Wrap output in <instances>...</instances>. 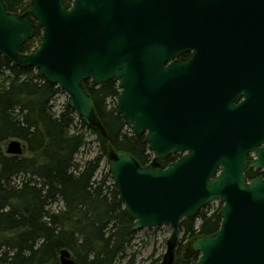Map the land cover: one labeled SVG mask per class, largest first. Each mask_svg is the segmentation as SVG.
<instances>
[{"label": "water", "instance_id": "water-1", "mask_svg": "<svg viewBox=\"0 0 264 264\" xmlns=\"http://www.w3.org/2000/svg\"><path fill=\"white\" fill-rule=\"evenodd\" d=\"M30 1L31 10L18 14L0 0V55L19 68L41 70L82 121L103 134L83 81L116 80L118 114L133 135L147 136L154 155L149 166L124 151L108 157L134 230L170 226L173 254L181 221L221 201L218 232L191 242L199 254L194 264H264V178L245 176L249 165L264 169V0ZM37 25L40 47L21 54ZM186 53L189 61H180ZM248 75L261 83L256 115L250 99L234 108L232 100L209 98L211 85ZM237 110L259 121H226ZM24 151L15 139L6 148L8 156ZM251 153L256 159L249 164ZM176 154L184 156L164 167ZM59 263L77 264L67 249Z\"/></svg>", "mask_w": 264, "mask_h": 264}, {"label": "trees", "instance_id": "trees-1", "mask_svg": "<svg viewBox=\"0 0 264 264\" xmlns=\"http://www.w3.org/2000/svg\"><path fill=\"white\" fill-rule=\"evenodd\" d=\"M73 0H65L71 6ZM9 12L31 10L30 0H4ZM42 42L37 25L33 39L21 54H33ZM187 62L190 54L180 56ZM0 264H60V251L67 249L77 264H117L135 238L134 220L124 210L117 186L109 172H98L112 152L124 151L147 166L152 160L147 136L133 135L117 112L120 95L116 80L95 86L83 85L91 95L105 134L86 125L65 104L60 114L53 101L62 93L38 69H22L0 55ZM81 128L96 136L98 154L80 165L76 156L88 144ZM74 130V131H73ZM21 141L22 156H8L3 145ZM167 158L165 165L176 160ZM257 174L248 171L247 177ZM21 180L17 183L16 179ZM61 203L58 211L54 204ZM199 221V224H198ZM222 223L220 211L198 212L180 223L183 239L176 248L174 264H194L198 253L183 255L184 242L211 236ZM130 260L129 264H133Z\"/></svg>", "mask_w": 264, "mask_h": 264}, {"label": "rangeland", "instance_id": "rangeland-1", "mask_svg": "<svg viewBox=\"0 0 264 264\" xmlns=\"http://www.w3.org/2000/svg\"><path fill=\"white\" fill-rule=\"evenodd\" d=\"M6 77H8V73H6L5 76H3L0 79V83L3 84L4 79ZM67 102H68V95L65 92H62L55 98V100L52 103L53 112L56 115L60 114L61 110L63 109L64 105L67 104ZM75 122L77 123L76 130L84 134L88 142L87 146L83 148L81 152L76 156V163L82 165L86 161L93 159L94 157L97 156L98 148H97L96 136L88 129L81 128L78 117L75 118ZM127 129L130 130L128 126ZM10 141H8L6 144L3 145L4 152H6L7 145ZM151 154L153 159L154 155L153 153ZM173 156H168L167 158ZM166 159L163 160L162 163L164 167L171 164L169 163L168 165H165ZM151 162L147 166H149ZM106 172H109L108 158L107 160H104L102 162L101 168L98 172V178L100 179V177ZM20 180L21 179L18 178L16 179V182L18 183ZM223 205L224 204L221 201H213L199 212L205 211L207 213L208 212L213 213L215 211H220L221 213ZM61 207L62 204L57 203L52 206V210L58 211ZM171 232H172V228L168 225H161L153 228H145L137 231L134 240L127 249L126 254L121 260L117 262V264H129L131 259L134 260L133 264H174L177 257L176 250L173 252V254H171L168 250V242H167L168 238L171 235ZM182 239H183V233L180 232L178 243H180ZM191 242L192 239H187L184 242V249L182 250L183 255L189 256L191 253H195L191 249Z\"/></svg>", "mask_w": 264, "mask_h": 264}, {"label": "flooded vegetation", "instance_id": "flooded-vegetation-1", "mask_svg": "<svg viewBox=\"0 0 264 264\" xmlns=\"http://www.w3.org/2000/svg\"><path fill=\"white\" fill-rule=\"evenodd\" d=\"M198 23V22H195ZM190 54V53H188ZM190 54V58H191ZM214 78L211 77L210 80H213ZM239 79V78H238ZM215 80V79H214ZM260 79L255 75H248L243 76L241 78V81L239 83H232L231 85H211L210 87V94L209 98L214 102H221V101H230L232 100V104L234 108H238L242 103L246 102L247 99L251 100V107L253 108L251 111L256 115L258 113V108L260 107V103H258V99L260 98L257 90L260 88ZM231 89V93H228V90ZM232 116H228L229 118L226 119V121H238V122H246V119H252V114L250 111H240L237 110L231 114ZM252 121H259L258 116H254ZM174 156L176 160L172 161L175 162L182 158L184 154H176ZM256 159V156L254 153H251L247 156V160L249 164ZM171 162V163H172ZM221 168H219L220 172ZM248 171H253L255 174H257L254 178L249 179L247 177ZM245 176L248 179V181H252L258 178H264V169H253L250 168V165L248 169L245 172Z\"/></svg>", "mask_w": 264, "mask_h": 264}]
</instances>
